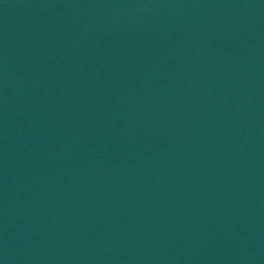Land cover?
Segmentation results:
<instances>
[{
  "label": "water",
  "instance_id": "95a60500",
  "mask_svg": "<svg viewBox=\"0 0 264 264\" xmlns=\"http://www.w3.org/2000/svg\"><path fill=\"white\" fill-rule=\"evenodd\" d=\"M0 264H264V0H0Z\"/></svg>",
  "mask_w": 264,
  "mask_h": 264
}]
</instances>
